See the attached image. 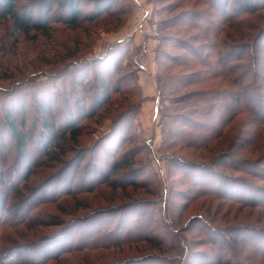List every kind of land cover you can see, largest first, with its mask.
Instances as JSON below:
<instances>
[{"label": "trees", "instance_id": "trees-1", "mask_svg": "<svg viewBox=\"0 0 264 264\" xmlns=\"http://www.w3.org/2000/svg\"><path fill=\"white\" fill-rule=\"evenodd\" d=\"M24 1L0 0V18L9 20L13 29L17 31L26 33L33 29L44 32L51 22L56 21L70 28L77 26L76 22L80 17L78 0ZM104 1H108V8L102 7ZM201 1L202 6L186 13L184 18V21L197 32L190 37L197 45L190 40L162 36L179 50L174 55L164 56L167 59L168 71L159 70L156 75L157 102L167 95L169 104L161 106L159 110L160 120L163 121L161 146L166 150L174 146H205L222 135L225 128L239 114L249 115L258 125L264 124V26L258 29L248 42L232 43L223 39L226 25H242L244 21L241 19H244L245 14L253 13L258 8L264 9V0ZM115 2L93 0L90 4L96 9V14H100L105 9L114 10L112 6L117 5ZM256 2L259 3L258 7ZM64 12L67 17L62 15ZM120 57L116 55L105 60L101 57L78 56L71 61H65L60 69L46 71L49 81L43 86L35 83L34 77H29L16 81L12 87L2 89L0 264H48L52 260H59L66 253L81 248H94L93 245H110L120 239H149L147 235L152 229L149 226L153 224V210L147 209L148 205L141 200L129 201L119 210H102L103 212L97 214L91 212L72 220L51 219L50 213L42 208L46 203H58L60 198L72 194L75 190L96 187L108 180L105 178L109 174L119 175V172L124 170L127 171V175L128 172L132 173V178L126 179V184H136V176L144 171L145 168L139 171L138 167L134 166L136 162L134 154L137 152L135 146L127 147L125 150L122 145L135 137L134 133H131V128L141 99L135 103V109L124 108L118 113L114 119L115 129L110 133L115 132V137L110 140L105 138L103 140L105 146L99 147L98 144L89 150L76 149L68 160L61 159L67 151L64 146L77 142L78 136L81 135L80 122L83 118L91 116V109L101 110L102 105L107 103L114 93L128 95L138 91L137 76L125 77L120 81L114 78L122 68ZM135 63L139 66L137 60ZM169 66L183 67L189 71L178 69L177 72H172ZM123 82L131 85L122 86ZM26 85L31 86V90L25 87ZM189 85L203 87L189 90L187 89ZM29 101L32 104L34 102L33 107L29 105ZM31 111L40 116H36L32 126L27 127L26 122ZM14 113L19 114V117L15 118ZM250 130H241L245 134L244 142L256 139L252 133L255 129ZM5 138H9L11 145L9 151L4 150ZM56 148L58 156L52 151ZM122 149L124 151H121ZM68 150L71 151V147ZM90 150V158L94 160L83 163ZM129 153L132 155L128 156ZM223 156L228 158L223 161V165L245 175H251L263 183L257 184L252 179L247 180L240 176L230 177L225 174L222 176L213 171L208 175L210 170L206 164L176 157L173 152H164V160L168 166H180L184 168L187 177L192 178L190 186L194 194L207 195L210 199L226 198L242 207L258 208L264 213V152L255 159L236 157L229 152ZM144 157L142 161L146 164ZM46 158L54 161L50 162L49 167H54L56 163L63 164L56 172L49 173L40 181L30 179L40 164L46 165ZM96 159L101 160L102 164H97ZM210 176L217 178V186H222L223 195L204 186L206 181L202 179ZM88 177L89 182L84 184ZM221 177L223 179H220ZM169 194L165 190L163 212L168 227L171 219H174L169 211L170 202L167 199ZM117 212L118 221L112 228L108 221L101 225L98 223L102 215ZM127 214L131 215L127 218V223L134 220L129 228L122 224ZM92 220L101 228L103 235L98 238L91 235L89 241L85 243L82 241L84 234L79 233L77 227L73 228L79 222L91 223ZM48 226H56V229L42 230ZM81 226L82 229L85 228V225ZM121 230L124 231V235L120 237L118 233ZM174 230L171 231L172 234ZM206 230L208 242L215 244L220 251L223 249L222 258L220 255H214L218 263L248 264L245 259H254L255 256L264 259V225H232L231 228L224 227L223 234L217 233L216 227ZM72 239L75 241L70 243ZM221 243L222 246L219 245ZM229 248L231 250L226 251ZM163 250L171 255L176 254L171 246ZM207 259L210 260L206 258V261ZM147 260L149 259L137 263L144 264ZM151 260L160 262V259Z\"/></svg>", "mask_w": 264, "mask_h": 264}, {"label": "rangeland", "instance_id": "rangeland-1", "mask_svg": "<svg viewBox=\"0 0 264 264\" xmlns=\"http://www.w3.org/2000/svg\"><path fill=\"white\" fill-rule=\"evenodd\" d=\"M78 1L77 8L80 10V17L76 22L77 26L73 28L56 21L51 22L44 32L30 29L28 32L22 33L13 29L9 20L0 18V93L2 89L12 87L17 83L16 81L22 78L34 77L35 83L43 86L49 81V77L45 74L46 71L60 69L65 61H71L78 56L79 58H105L110 54L105 60L111 56H121L122 68L114 78L120 81L125 77L134 78L137 76L138 91H134V94L128 93V95L114 93L109 101L102 105L101 110L91 109V116L83 118L80 122L82 124L81 135L78 136L77 142L64 146L67 151L61 159L68 160L76 149L88 148L89 150L93 145L98 144H100L99 147L105 146L103 142L105 138L110 140L115 137V132L110 133L115 129L114 119L118 113L124 108L135 109L137 102L141 99L134 125L131 128V133H134L135 137L122 145L125 150L127 147L135 146L137 152L134 154L136 160L134 166H137L139 171H143L145 168L144 171L136 176V184H126V179L132 178V173L128 172L127 175V171L124 170L119 172V175L109 174L105 178L108 180L99 183L96 187L75 190L72 194L69 193L60 198L58 203H46L42 208L50 213L49 218L51 219L72 220L91 212L97 214L100 211L119 210L129 201L141 200L148 205L147 209L153 210V224L149 226L150 229L152 228L147 235L149 239H120L110 245H93L94 248H81L66 253L59 260H52L48 264H135L137 261L142 262L140 260L143 259H149L144 264H223L218 263L214 257V255H220L222 258L223 249L220 251L215 244L208 242L207 238L209 237L206 236V229L211 230L216 227L218 228L217 233L223 234V228H231L232 225L261 226L264 225V213L258 208L242 207L237 202L226 198L210 199L207 195L194 194L190 186L192 178L187 177L184 168L168 166L164 160V152H173L176 157H184L206 164L210 170L208 175L213 171L222 176L223 174L230 177L240 176L261 184L263 182L253 176L245 175L243 172L223 165V161L228 159L223 155L229 152L241 158L255 159L258 157L264 152V124L258 125L251 120L249 115L239 114L225 128L222 135L205 146H174L166 150L164 146H161L163 139L161 123L163 121L160 120L159 110L161 106L168 104V98L167 95H164L159 102L157 99L153 100L157 96L156 75L159 70L164 71L167 67V59L164 56L179 52L171 41H165L162 36L190 40V37L197 32L184 21L185 15L201 7L203 2L201 0H110L117 3L112 6L114 10L107 11L105 9L100 14H96V9H93L90 4V1L93 0ZM107 3L108 1H104L102 7L108 8ZM258 4L256 2L257 7ZM62 15L67 17L66 12ZM241 20L244 21L242 25H226L223 39L232 43L250 41L258 29L264 26V9L258 8L253 13L245 14L244 19ZM190 41L194 44L197 43L194 40ZM135 60L142 63L148 72L141 70ZM178 69L189 71L183 67L169 66V70L172 72H177ZM125 84L131 85L123 82L122 86ZM200 86L202 85H189L187 89L195 90ZM25 87H28L29 90L32 88L28 85ZM30 103L31 101H29V105L33 107L34 102ZM59 103L60 101L57 105ZM29 114L26 122L27 127H31L36 116H40L35 111H31ZM14 116L18 118L19 114L14 113ZM242 129H251L250 131L255 129L252 133L255 134L256 139L244 142L245 134L241 131ZM258 130L259 132H257ZM4 143H6L4 150L9 151L11 149L9 138H5ZM69 147H71V151L68 150ZM52 151L57 156L59 155L57 148ZM90 155L91 150L84 158L83 163L94 160L92 157L90 158ZM129 155L132 154L129 153ZM30 157L33 156L30 155ZM143 157L146 164L142 161ZM52 161L48 158L45 161L46 165L40 164L30 179L40 181L46 178L49 173L56 172L63 164L56 163L54 167H49ZM95 162L102 164L101 160L96 159ZM216 180L217 178L211 176L202 179V181H206L205 187L215 189L223 195V188L217 186ZM88 182L89 177L84 181V184ZM165 190L170 193L167 196L170 202L169 211L174 216L169 227L166 225L168 221H166L163 212ZM118 215L119 212L104 214L102 218L98 219V223L101 225L108 221L112 228L118 221ZM149 216L147 215V217ZM197 216L201 217L195 218ZM128 217L131 215L127 214L122 224L129 228L134 220L132 219V223H127ZM93 223H95L93 220L91 223L79 222L73 228L77 227L79 233L84 234L82 241L85 243L89 241L91 235L93 238L103 235L101 228ZM81 225H85V228L82 229ZM172 228L175 229L173 234L171 233V231L173 232ZM53 229H56V226H48L42 230ZM123 235L124 231L121 230L118 236ZM218 239L222 238L218 237ZM73 241L75 240L72 239L70 243ZM219 245L222 246L223 243ZM167 246L174 248L176 254L171 255L165 252L163 249L167 250ZM230 250V248L226 249V251ZM30 256L32 255L30 254ZM171 256L174 257L171 258ZM255 257L245 260L249 262L248 264H264V259ZM206 258H210V260L206 261ZM151 259H160V262L156 263ZM189 259L191 260L189 261Z\"/></svg>", "mask_w": 264, "mask_h": 264}, {"label": "crops", "instance_id": "crops-1", "mask_svg": "<svg viewBox=\"0 0 264 264\" xmlns=\"http://www.w3.org/2000/svg\"><path fill=\"white\" fill-rule=\"evenodd\" d=\"M138 64H139V68H140L141 70H143V71H147V72H148L147 68H146L142 63H138ZM153 100L155 101L156 98L154 97Z\"/></svg>", "mask_w": 264, "mask_h": 264}]
</instances>
